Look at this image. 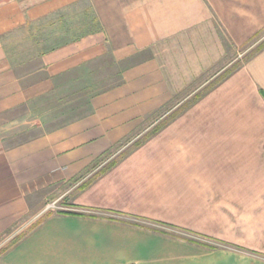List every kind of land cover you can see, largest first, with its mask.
Here are the masks:
<instances>
[{"label":"crops","instance_id":"1","mask_svg":"<svg viewBox=\"0 0 264 264\" xmlns=\"http://www.w3.org/2000/svg\"><path fill=\"white\" fill-rule=\"evenodd\" d=\"M90 12L95 32L54 42L28 71L13 65L10 40L27 42ZM219 18L243 43L264 24V0H0V110L103 55L120 62L149 52L119 71V83L91 96L85 115L1 150L0 189L13 191L17 202L31 183L51 186L82 173L196 76L203 60L217 58L212 22ZM204 39L211 48L203 58ZM171 45L183 46L192 65L161 62L158 46ZM94 172L56 198L66 196L65 210L73 213L46 216L0 255V264H264V49L83 183ZM185 231L225 245L191 242L203 240Z\"/></svg>","mask_w":264,"mask_h":264},{"label":"rangeland","instance_id":"2","mask_svg":"<svg viewBox=\"0 0 264 264\" xmlns=\"http://www.w3.org/2000/svg\"><path fill=\"white\" fill-rule=\"evenodd\" d=\"M74 17V22L66 23L63 21L59 23L57 29L43 30L37 33L35 38L27 40V42L18 43L10 40L6 49L13 65L17 66V70L24 72L37 66L40 52L51 48L54 42L75 39L82 34L92 33L97 30V22L92 19L93 13L90 12L82 17L75 14ZM212 23L217 38V58L209 62L203 60L201 62L203 64L202 70L196 76L185 79L182 85L175 88V92L162 104L164 105L169 102L170 110L167 112H165L167 109L160 111L162 105L158 107L151 114L147 115L131 133L105 149L85 167L82 173H79L66 183H57L44 187H36L39 186L37 183H31L23 191L24 196L18 199L19 201L17 202L14 201L15 195L13 191H10L9 194L6 190L0 189V252L12 241L29 232L31 227L46 212L65 210L67 208L65 205L67 204L66 196L60 199L56 198L63 194L71 186V183L84 177L86 172L96 170L92 175L86 177L83 183L92 181L95 174L101 172V169L106 167L109 161H120L133 149L144 144L147 140L135 147L137 142L143 140L146 133H154L156 131L162 119L170 118L155 134L160 132L173 120L185 114L197 101L214 89L227 76L231 75L249 57L264 49L262 47L258 50L264 44V24L252 32L243 43H238L229 36L226 23L220 18L217 22ZM201 47L203 58L206 53L209 56L208 51L211 46H209L208 39L207 41L204 39ZM158 48L160 50L159 57L161 60L164 59L161 62L166 64L171 59L180 58V62L185 60L186 66L192 65L189 60V54L181 51L183 50V46L176 47L175 45H171L168 49L165 47L163 51L160 46ZM179 50L182 54L178 53L177 55V51ZM148 55L149 52L146 50L136 57L120 62H112L110 57L103 55V58L88 63V65L73 71L71 74L55 78L50 89L37 95L35 98L33 97L11 109L0 110V151L85 115L90 111L89 98L91 96L119 83V71L121 69L133 62L146 58ZM175 80L179 82L181 79ZM197 94L200 97L196 98L195 95ZM162 112L165 113L162 114ZM173 113L175 115L171 117ZM95 162H99L98 166L94 164ZM160 225L172 232H183L167 223H160ZM157 231L169 233L162 229H158ZM185 233L189 232L185 231ZM189 234L198 237L195 234ZM198 238L211 244L203 243V241L192 237L187 238V240L209 247H213V244L225 245V243H221L219 240L206 237Z\"/></svg>","mask_w":264,"mask_h":264},{"label":"trees","instance_id":"3","mask_svg":"<svg viewBox=\"0 0 264 264\" xmlns=\"http://www.w3.org/2000/svg\"><path fill=\"white\" fill-rule=\"evenodd\" d=\"M262 47H264V44L263 45H261L259 48H258V50H260ZM200 94V93H199ZM199 94H197V95H195V97L197 98V97H200L199 96ZM165 109H167L165 112H167L168 110H170L171 108H169V102H167L166 104H164V105H162V107H160V111L161 110H165ZM165 112H162V114L163 113H165ZM173 115H175L174 113L172 114V116L171 117H173ZM169 119L170 118H166V119H162V121L158 124L159 126L157 127V129H156V131L157 130H159L160 128H162L168 121H169ZM155 131V132H156ZM155 132L154 133H146V135H144V138H143V140H140L139 142H137L136 143V145H135V147H137L138 145H140V144H142L143 142H145L146 140H148V139H150L151 138V136L152 135H154L155 134ZM126 155V154H125ZM119 161L118 160H111V161H109V163H108V165L106 166V167H104L103 169H101V172H99V173H103V172H105L106 170H108V169H110L111 167H113L116 163H118ZM99 163V162H98ZM98 163H94L95 165H97ZM91 167H93V166H91ZM99 173H96L95 174V176L97 175V174H99ZM57 212H59V213H64V214H69V213H73L72 211H67V210H60V211H57ZM50 214H52V211H48V212H46L43 216H42V218H40L32 227H31V229L30 230H32L36 225H38L46 216H49ZM29 230V231H30ZM28 233V232H27ZM26 233V234H27ZM26 234H23L21 237H18L17 239H15L14 241H12L6 248H4L1 252H0V254L1 253H3V252H5L8 248H10L11 246H13L14 244H16L24 235H26Z\"/></svg>","mask_w":264,"mask_h":264}]
</instances>
